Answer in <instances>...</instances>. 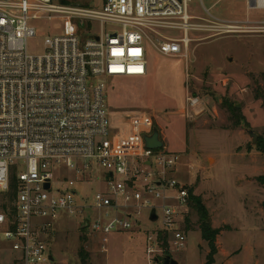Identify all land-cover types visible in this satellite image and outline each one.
I'll return each instance as SVG.
<instances>
[{
    "label": "built area",
    "instance_id": "obj_1",
    "mask_svg": "<svg viewBox=\"0 0 264 264\" xmlns=\"http://www.w3.org/2000/svg\"><path fill=\"white\" fill-rule=\"evenodd\" d=\"M192 2L0 0V264H55L57 222L89 209L103 216L88 230L104 235L131 229L141 208L161 209L160 232L176 251L185 248L180 216L189 190L170 176L180 157L146 148L144 134L139 143L123 139L106 98L112 80L147 75L151 49L189 61L204 22L216 31L264 28V19L192 15ZM245 2L264 12V0ZM44 22L55 30L45 34L44 51L31 54L28 44ZM198 104L188 98L190 108ZM88 183L101 189L78 200L77 187ZM147 241L148 264H163V241L154 234Z\"/></svg>",
    "mask_w": 264,
    "mask_h": 264
},
{
    "label": "rangeland",
    "instance_id": "obj_2",
    "mask_svg": "<svg viewBox=\"0 0 264 264\" xmlns=\"http://www.w3.org/2000/svg\"><path fill=\"white\" fill-rule=\"evenodd\" d=\"M191 14L212 16L233 22L264 19L263 11L247 10L245 0H193ZM55 23V22H54ZM53 22L38 23L40 35L30 40L31 54H41ZM206 27L193 34L189 61L169 58L151 49L148 73L144 77H122L108 85L107 106L112 126L129 142L139 143L142 134L156 126L168 153L180 157L170 176L193 188L208 211V221L221 230L214 264H264V189L257 178L264 176V154L257 145L264 142V28L226 32ZM256 29V28H255ZM93 30H99L96 26ZM65 31L62 27L59 32ZM199 99L190 108L188 98ZM238 104L245 122L235 126L224 100ZM258 135L256 145L246 132ZM101 184L78 186L81 196H91ZM160 206V200L153 199ZM151 208L139 210L138 225L108 235L82 230L83 221L103 216L86 210L83 216H63L50 239L55 264H148V237L163 239V251L180 264H206L210 253L202 239L199 216L188 207L181 214L186 246L176 251L165 237L161 220L151 221ZM184 212V211H183ZM159 219L162 210L157 209ZM188 228V229H187ZM105 245L107 253L102 252ZM87 254L84 262L80 256ZM231 255L233 257H231Z\"/></svg>",
    "mask_w": 264,
    "mask_h": 264
},
{
    "label": "trees",
    "instance_id": "obj_3",
    "mask_svg": "<svg viewBox=\"0 0 264 264\" xmlns=\"http://www.w3.org/2000/svg\"><path fill=\"white\" fill-rule=\"evenodd\" d=\"M260 93H262V94L257 95V98L258 99L262 98L263 102H264V92H260ZM223 106L227 108L228 112L230 113L231 120L234 122L235 126H240L245 122V118L242 115L241 108L238 104H236L230 100L225 99ZM257 150L264 154V142L258 143ZM257 182L261 187L264 188V176L257 178ZM185 188H187L189 190V206H190V209L196 211L198 216H199L202 239L208 243V246L210 249V253L207 257V263L206 264H214L215 263V256L218 254V247H217V243H216L217 237L219 236L221 230L219 228H213L211 226L210 222L208 221V211H207V208L205 207V205L203 203L202 198L198 197V196H194L193 188H188L187 186H185ZM262 207L264 209V203H263ZM84 225H85V223L81 227L82 230L87 229V228H83ZM162 234L164 235V237H165L164 239L166 240L163 247H164V249H166L168 247L167 246V234H164V233H162ZM160 240H163V239L160 238ZM165 254L169 255V253H167V252ZM80 256L82 257L84 262L88 259L87 254L83 248H81V250H80Z\"/></svg>",
    "mask_w": 264,
    "mask_h": 264
},
{
    "label": "water",
    "instance_id": "obj_4",
    "mask_svg": "<svg viewBox=\"0 0 264 264\" xmlns=\"http://www.w3.org/2000/svg\"><path fill=\"white\" fill-rule=\"evenodd\" d=\"M246 132L249 134V136L252 138V144L256 145L258 142V135L252 130V129H246ZM145 147L152 150H160L164 149L165 144L163 140L161 139V132L158 129V127L154 126L151 134H144L142 136ZM50 184L46 185V188H49ZM151 221H157L158 216L156 215V211L153 210L150 217ZM88 225L85 224L83 228H86ZM51 260H54L53 256H51ZM159 261V260H158ZM163 264H180L178 261H176L174 258H172L170 255H165L162 258Z\"/></svg>",
    "mask_w": 264,
    "mask_h": 264
},
{
    "label": "crops",
    "instance_id": "obj_5",
    "mask_svg": "<svg viewBox=\"0 0 264 264\" xmlns=\"http://www.w3.org/2000/svg\"><path fill=\"white\" fill-rule=\"evenodd\" d=\"M261 188H263V187H261ZM264 189V188H263ZM138 222H139V220H137ZM138 222L137 223H135V225L134 226H136V225H138ZM83 224L85 223V224H87L88 225V221H85V222H82ZM87 229H88V226L86 227ZM104 253V252H103ZM107 253V252H106ZM231 257H233L232 255H231Z\"/></svg>",
    "mask_w": 264,
    "mask_h": 264
},
{
    "label": "bare ground",
    "instance_id": "obj_6",
    "mask_svg": "<svg viewBox=\"0 0 264 264\" xmlns=\"http://www.w3.org/2000/svg\"><path fill=\"white\" fill-rule=\"evenodd\" d=\"M236 28H232L233 31H229V32H239L237 30H235Z\"/></svg>",
    "mask_w": 264,
    "mask_h": 264
}]
</instances>
